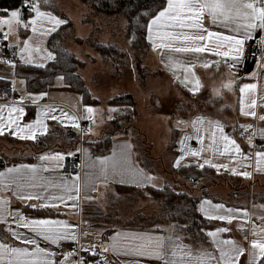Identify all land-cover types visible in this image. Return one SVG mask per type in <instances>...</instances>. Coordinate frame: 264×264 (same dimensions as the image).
I'll use <instances>...</instances> for the list:
<instances>
[{
    "label": "crops",
    "instance_id": "crops-1",
    "mask_svg": "<svg viewBox=\"0 0 264 264\" xmlns=\"http://www.w3.org/2000/svg\"><path fill=\"white\" fill-rule=\"evenodd\" d=\"M44 1L45 0H39V2H42L44 7L41 10L50 11L53 13L51 8L43 4ZM79 2V8L81 10L80 20L82 21V17L88 11V8L81 2V0H79ZM50 3L52 7L54 4H52L51 0ZM53 14L56 15L55 13ZM4 15H7V13H0V16ZM71 20L73 22L74 28L76 29L75 21H73L72 18ZM20 30L21 27H15L13 22V31L8 35L7 40H4L3 35L0 34V37L5 41V43L17 50L19 57L20 53L17 45L22 46L20 42L33 35L30 28L27 29L25 33H21ZM215 30L229 33L228 29H224L222 27H218ZM3 32H8L7 25L0 29V33ZM75 36L80 37L78 35ZM254 36L255 38L262 37L264 36V31L257 30ZM48 37L49 36L35 38L33 40V45H39L48 51H51L47 43ZM149 44L150 52L147 55L146 62L153 63V67H155L154 75L159 78L160 83L157 91H159V93L161 92L160 95H155L153 97L154 102L159 101V99L162 98V91L167 88V86H173L179 93H181V96L177 97L181 99H178L179 101L177 100L179 105L178 112L173 113L172 116H169V127L170 130H172L173 137L172 141H170L168 144L166 155L164 156L155 155L153 152H151L149 143L146 141L144 143L143 141L141 142L144 147H139L137 140L135 141L133 138L132 131L122 132L114 135L109 152L105 154L95 153L93 151V143L101 139L106 133L104 130L100 131V129H102V124H100L99 121V112L101 113L102 111L100 108H98L100 100L97 97H95L98 100L96 104L85 103L82 92L65 83L64 79L61 80V76H57L55 81L46 90L30 91L27 87V79L21 73L22 67L27 65H38L41 64L42 61H45L44 64L52 61L42 60L41 57L43 53H34V62L32 64H26L24 61H22V64L17 65L15 63L16 66L12 67L6 64L4 61H0V79H4L10 83V92L4 93V95L0 97V105L12 104L15 102L20 106H23L25 108V116L23 117L21 123H30L36 118L40 109L44 108L45 106H53L56 108L55 114L57 116H59L60 110H63L69 113V115H75L78 118L79 124V127H74L69 122L61 123L59 120H46V123L48 124V132L46 134L38 135L36 140L45 139L49 143V148L36 155L33 161L8 162L4 167L0 168V172L6 173L8 168L18 167L21 164L37 165L38 177L42 176L53 184H59L62 177H69L64 175V168L67 167L70 156L67 155V152H65L63 148L55 149L53 147H65L68 145V143H70L69 134L67 132L69 129L75 131L79 138V144L74 152H78L80 150L81 142L83 144L82 166L78 172L80 177L79 182L81 185V193L80 199L77 201V207L65 208L63 205H61L59 211L53 209L57 212L56 215L32 217L26 214L22 207V204H28V202L19 200L12 190L14 186L5 188L3 185H0V197L7 198L10 201L8 207L12 211L18 210L22 214L26 215L29 219H59L67 221L69 224L73 225V230L77 233L78 242L82 250L89 248L91 245H95V255H93L92 251L85 252L83 250L87 254V257L83 258L88 262V264H91L98 255L104 256V262L106 260L107 264H137V262H139V264H164L163 260H158L152 257H142L131 253L126 254L123 251H113L110 245L112 243V237L116 236L117 233L121 234V239H123L124 236L131 234H148L152 236H164L166 238L171 237V240L167 241V243L171 244L175 242L180 244L184 251H190L192 253V257L197 256L200 252L208 251L214 254L217 259L219 258V250L216 247V243L212 237L208 236L211 244L210 248H194L185 241L179 229L172 225L166 228H140L126 226L124 224L119 225L111 221L106 215L107 212L105 213V210L108 208L107 204L109 202V195L115 191L117 186L125 185L143 187L152 185L138 184L129 172H124L123 174H111V170L107 180H103L102 178L95 179V177L99 176L100 160L105 157L109 158V165H111L112 160H115L121 164L123 168L133 170L140 169L144 174L154 176L156 179L153 181V183L158 188L163 187L167 182L171 184L181 183L183 186H186V188L190 189V191H192L194 194L200 195L202 189L205 187V185H207L204 194L200 196L198 207L201 200L209 199L213 202V204L223 203L226 208L237 207L241 209H247V211L252 214L251 221L245 225V227L248 229L252 227V222L260 224L261 221L259 217L264 216V207H262L264 206V191L263 193L262 191H257V188H262L259 186V179L264 178V170L258 171L256 169L254 155L257 150L264 148V137H262L257 131L258 129L264 128V121L259 120V116L264 115V99H262V97H264V69L259 67L257 63L246 68L236 67L235 69H230L224 62V58L216 57L212 53L201 54L199 60H195L193 57L186 54H172L174 60L187 61L192 59L195 63V74L199 78L202 87L198 92L193 93L190 90L193 85L188 84L186 86L183 82L185 77L184 70L182 68L172 69L168 66V51L164 50V54L162 56L161 51L151 47L150 41ZM205 60L210 62L208 67L203 66ZM216 60L220 61L218 65L211 63L212 61ZM262 63H264V61H262ZM253 72L257 73L256 77L251 75ZM228 80L234 81L232 88H222V83H226ZM244 83L258 84L256 95V117L244 116L239 110L240 93L238 89ZM214 89H219V94H217ZM41 92H46L48 95L43 99L38 100L36 103H32L30 99H27L29 94L35 97ZM21 97H25V99L21 101ZM199 98H204L206 101H209L211 104H213L214 111H204L199 109L196 104V101ZM86 107H92L96 109V112L91 120L86 119L88 115L85 111ZM116 107L117 106L112 105L110 109H116ZM216 107L220 109L219 112L216 110ZM113 113L114 111H105L102 120L107 119L106 122H108V120L113 117ZM4 114L7 116L6 110ZM199 117H203L204 122L202 124L193 126V122ZM209 120L219 121L224 126L225 132L237 140L245 154L252 156L251 161L243 162V165L250 164L251 166L245 167L242 165L237 168L238 171L246 170L252 173L250 177L235 175L229 169L236 166V162L229 160L225 156L213 153L211 131L209 130L211 126L207 123ZM181 121L184 123H179ZM92 124H94L93 127H91ZM95 124L97 125V131L95 130ZM249 124L252 125L251 129L245 130V128L241 127L242 125ZM89 128H91L90 134L86 133L89 132ZM197 128L200 129L199 136L203 138L202 144L200 139L197 138ZM254 132H256L255 135H253ZM249 136H253L251 145L248 144ZM186 137H188V139H185ZM0 138H5L11 141H19L20 143L33 142L32 140H21L17 137L9 135L7 132L0 136ZM174 140L176 141V146L173 147V150H171L169 145ZM181 141H183V143H181ZM201 148H203L204 151L201 153L200 157L186 155L185 151H182V149L192 150ZM57 152L65 154V159L63 161L64 166L62 168H57L54 161H41L40 159L42 155H54ZM141 154H144L148 157V160H146L148 166H145L139 160L138 156ZM181 156H184V159L181 160L180 167L177 168L175 166L176 160ZM205 158L211 159L213 163L229 164V169H220L219 172L233 174L232 179L230 181L222 179L215 182H208L207 184L203 181L196 182L192 185L186 183V179L183 178L180 172L182 169L181 167H184L185 171L188 172L190 176L194 177L198 173L205 172L207 169L205 167H209L208 165H205V167L201 169L198 166L199 163H203ZM76 175L77 174L70 175V177L74 178ZM93 187L95 190H92ZM35 190L42 191V189ZM61 191L62 189L60 188L49 187L46 195H59ZM88 196H91L92 199H88ZM68 203L71 205L72 202L69 201ZM219 222L222 223V225L219 227H230L232 229L230 232L221 233L219 236L220 240L233 239L237 241V243L242 244L244 247H249V241L252 237L249 235L248 240H245L244 233L238 229L236 221H233L231 225L227 224V222ZM0 226L3 227V225ZM12 227L17 229L22 238L25 236L28 238H33L35 236V234L29 229L22 227L18 228L15 224H13ZM216 228L207 229L205 232L208 233L209 231H214ZM109 230L110 232L107 234ZM4 231L6 234L3 235H6V237H0V243L16 247H28L30 250L35 247V245H24L22 240H17L5 228ZM35 238L42 248H48L49 251L56 253L54 258L57 261L64 259V253L61 251L63 245L76 242L66 240L62 241L59 245H54L49 241H45L41 237ZM105 247L109 248L107 252L103 251V248ZM167 251L171 253L172 249L169 247ZM166 259L179 260L180 257H172L169 255L166 257ZM183 259L188 260L190 257L185 256ZM75 260L77 259L70 257L69 264H72V262ZM241 260L242 264H244V262L247 260V254H245ZM4 264H6V260Z\"/></svg>",
    "mask_w": 264,
    "mask_h": 264
},
{
    "label": "snow or ice",
    "instance_id": "snow-or-ice-1",
    "mask_svg": "<svg viewBox=\"0 0 264 264\" xmlns=\"http://www.w3.org/2000/svg\"><path fill=\"white\" fill-rule=\"evenodd\" d=\"M23 5L27 8L31 5V10L34 15L31 18L22 17L21 9L5 10L7 15L0 16V29L3 26H8V32L0 33L3 39L7 40L8 35L13 31V22L15 27L31 30L32 36L21 41L22 46L19 48L20 59L26 64L34 62V53H43L42 60H55L56 56L52 51H48L42 46H34L33 40L37 37H46L51 33L56 32L61 25L68 23L66 19H62L54 15L50 11H42L39 0H22ZM218 27L228 29L229 33L215 30ZM257 30L264 31V0H166V5L162 4L160 9L151 15L146 22L147 40L151 42V47L161 51L162 56L164 50L168 51V66L172 69L182 68L185 72L184 83L187 86L192 84L190 89L193 93L198 92L202 87L199 78L195 74V63L192 59L187 61L174 60L172 54H186L199 60L201 54L212 53L216 57L224 58V62L230 69H235L237 65L245 58V44L249 40L255 38L254 34ZM10 45H6L9 47ZM260 47L264 48V36L260 37ZM264 56L260 61H257L259 67L264 69ZM6 64L15 67V63L11 59L4 61ZM209 61L205 60L203 66L208 67ZM218 65L219 60L212 61ZM37 67H44V64H38ZM257 76L256 72L251 74ZM179 78V77H178ZM62 80L63 77H60ZM234 81L228 80L222 83L221 87L231 89ZM257 83H244L239 87L240 93V112L244 116L256 117V95ZM219 94V89H214ZM48 94L41 92L38 96L33 97L28 95L32 103L43 99ZM25 97H21L23 101ZM264 99V97H262ZM5 110L7 116H5ZM86 119L91 120L96 112L92 107H86ZM110 111H119V109H110ZM56 108L53 106H45L40 109L36 118L30 123H21L25 116V108L17 103L0 105V136L6 132L21 140L35 141L38 135L48 132V124L46 120H59L61 123L69 122L74 127H79L78 118L75 115L60 110L59 116L56 114ZM259 120L264 121V115L259 116ZM203 117H199L193 122V126L202 124ZM179 123H184L183 121ZM211 127L212 151L214 154L225 156L229 160L236 162V166L229 169V164L213 163L211 159L205 158L203 163L198 166L203 169L205 165L220 169H229L235 175L250 177L252 173L243 170L238 171L237 168L243 165L244 161H251L252 156L246 155L240 144L232 136L225 132L224 126L219 121L207 122ZM241 127L251 129L252 125H242ZM91 131V128L88 129ZM264 137V128L257 130ZM200 129L197 128V138L201 144L203 138L199 136ZM256 132L253 133L255 135ZM185 139H188L186 137ZM253 136L248 137V144L251 145ZM183 143V141H181ZM186 155L200 157L204 151L201 149H182ZM68 156L74 153H67ZM256 169L264 170V148L257 150L255 153ZM41 161H54L57 168H62L65 154L57 152L54 155H42ZM181 156L176 160L175 166L180 167ZM245 167L251 166L243 165ZM123 174L129 172L138 184H151L156 187L153 181L154 176L144 174L140 169H126L121 164L112 160L109 165V158L105 157L100 160L99 176L95 179L107 180L109 174ZM37 165H24L8 168L7 172H0V185L5 188L14 186L12 189L14 194L20 201H27L28 207L32 209L50 208L59 211L60 206L65 208L77 207V201L80 199L81 185L80 177L77 174L73 177H62L59 184H53L46 178L37 175ZM123 182V181H121ZM49 187L62 189L59 195L47 194ZM35 189H42L36 191ZM92 190H95L94 187ZM92 199L91 196L87 197ZM36 201V202H33ZM72 202L69 205L68 202ZM10 201L7 198L0 197V225L17 240H22L24 245H35L31 250L28 247H16L8 244L0 243V264H69V258L75 255V252L64 253V259L57 261L54 257L55 252L49 251L48 248H42L35 237H41L51 244L59 245L62 241L71 240L78 242L76 231L73 230V225L67 221L50 218H32L29 219L21 212L12 211L8 205ZM264 207V206H262ZM199 212L203 213L204 217L209 220L223 221L231 225L233 221L237 222L238 229L244 233V239L249 241V247L246 248L242 244L237 243L233 239L220 240L221 233L230 232V227H217L214 231H209L207 235L212 237L219 250V258L208 252H200L197 256L192 257L190 251H184L180 244L175 242L169 244L167 241L171 237L152 236L148 234H131L124 236L121 239V234L117 233L112 237L110 247L113 251H123L126 254H134L142 257H152L158 260H163L164 264H242L241 258L247 254V260L244 264H264V216H260V224L252 222L250 229L245 225L251 221L252 214L247 209L237 207H227L223 203L213 204L209 199H203L199 205ZM15 224L18 228L22 227L29 229L35 234L33 238L27 236L21 237L20 233L12 225ZM172 251L169 253L168 248ZM85 252L92 251L95 255V245L83 249ZM109 250L108 247L103 248L104 252ZM179 256L180 259H166ZM190 257L184 260L183 257ZM72 264H88L81 257L72 262ZM104 264H107L105 260ZM139 264V262H137Z\"/></svg>",
    "mask_w": 264,
    "mask_h": 264
},
{
    "label": "trees",
    "instance_id": "trees-1",
    "mask_svg": "<svg viewBox=\"0 0 264 264\" xmlns=\"http://www.w3.org/2000/svg\"><path fill=\"white\" fill-rule=\"evenodd\" d=\"M85 4L91 15L85 16L84 21L94 25V31L87 38L77 37L74 34V25L71 18L63 13L61 18L68 21L67 24L61 25L56 32L49 35L47 43L48 47L55 54L56 59L46 64L44 67L37 65H27L22 67L21 73L27 79V87L30 91L46 90L57 76L63 77L65 83L71 87L78 89L83 94L85 103L96 104L97 98L93 97L91 91L86 85L85 79L78 73V68L83 62L76 56L75 53L68 50L65 42L70 36L74 35V39L80 43H85L98 51L104 60L114 63L117 67H131L139 73L146 68L144 64L147 55L150 52V44L147 40L146 22L151 15L156 13L162 4H166V0H81ZM44 5L51 8L50 0H45ZM19 8L22 11V17L31 18L33 15L31 5L27 8L22 3V0H0V13H5V10ZM54 12L59 13L55 8ZM96 16V17H95ZM96 18H104L107 20L108 30L102 29V21ZM124 24L121 25V22ZM119 32L128 42V47L124 48L119 42V39H111ZM120 30V31H119ZM21 33H25L27 29L21 27ZM118 33V34H119ZM117 36V37H120ZM107 40H103L106 39ZM10 83L4 79H0V97L4 93L10 92ZM111 106H117L113 113V117L107 122V130L105 135L93 143V151L97 154H105L110 151L112 138L114 135L122 132H133L134 140H138V134L135 133L134 121L138 116L137 103L133 94L122 93L113 96L107 101ZM69 140L65 147H53L62 149L65 152L73 153L79 144V138L75 131L69 129ZM14 141V140H13ZM20 143L19 141H14ZM23 147L18 148V153L10 157L6 154H0V168L6 163L12 161H33L35 156L40 154L48 147V141L38 139L33 142H21ZM176 146L174 140L169 148L173 150ZM141 163L148 166L147 156L141 154L138 156ZM181 174L186 183L195 184L196 182H215L218 180H231L233 174L219 172L215 168H207L205 172L198 173L196 176H190L181 167ZM205 185V184H204ZM206 186L202 189L200 195L194 194L188 188H182L179 183L167 182L163 187H134V186H117L115 191L109 195L110 202H115L122 197V194L138 193L142 196H151L160 202L163 214L160 216L145 215L143 213L134 217L137 224H124L126 226L150 228L159 227L166 228L175 226L181 232L182 237L194 248H210L211 244L208 238L207 229L216 228L222 225L219 221L209 220L199 212V199L206 190ZM109 202V203H110ZM111 204V203H110ZM26 214L32 217H42L47 215H56L57 212L50 208L32 209L28 204H22ZM107 215V214H106ZM151 220V221H150ZM120 225V224H119ZM110 230L107 232L109 234ZM4 228L0 226V237L5 238Z\"/></svg>",
    "mask_w": 264,
    "mask_h": 264
},
{
    "label": "rangeland",
    "instance_id": "rangeland-1",
    "mask_svg": "<svg viewBox=\"0 0 264 264\" xmlns=\"http://www.w3.org/2000/svg\"><path fill=\"white\" fill-rule=\"evenodd\" d=\"M51 1L52 4H54L51 9L55 8L59 11V13L54 11L53 13L60 18V14L65 13L75 21V35L83 38H87L91 35L94 31V25L85 22L84 17L91 15L94 18V15L93 13H90L88 9L81 21L79 0ZM39 3L41 9H43L42 2ZM96 19L102 21V29L108 30L106 19ZM122 24H124L123 21L121 22V25ZM118 33L119 32L116 30V34L113 36L114 38L111 39H119V42L123 47L127 48L128 42L124 37L120 36V33ZM103 40H107V38ZM65 46L83 61V64L79 66L77 71L85 79L86 85L92 95L100 100L98 106L102 111L101 113L99 112V121L100 124H102V129H100V131L104 130L106 132L107 130V119L102 120V118L105 111L110 110L111 108V105L107 102L109 98L116 94L131 93L136 99L138 110V117L134 121L135 133L138 134L137 144L139 147H144L141 142L143 141L144 143L146 141L149 143L151 152L155 155H166L168 144L172 141L173 137L172 130H170L169 127V116L178 112L179 105L177 100L181 99L177 97H180L181 93H179L173 86H167V88L162 91V98L159 99V101L154 102L153 97L155 95H160L161 92L159 93V91H157L160 83L159 78L154 75L155 67H153L152 62H146L145 60L144 64H146L147 69L139 73L136 69L134 70L131 67H117L114 63L104 60L98 51L85 43L76 41L74 35L69 37L65 42ZM44 62L45 61H42L43 64ZM196 102L199 109L204 111H214L213 104L206 101L204 98H199ZM216 110L218 112L220 111L217 107ZM93 126L94 124L91 125V127ZM95 130L97 131V125L95 126ZM86 133L90 134L91 131ZM19 147L21 148L23 145L5 138H0L1 155L7 153L8 156L13 157L14 154L18 153ZM173 184L174 183L171 185ZM179 184L183 189L186 188V186H183L181 183ZM259 186L262 188H257V191H262L263 193L264 178L259 179ZM122 195L123 196L115 202H110L111 200H109L111 204L108 202V208L105 210L108 218L116 224H137L138 221H136L134 217H137V215L141 213L147 216L152 215L154 217L163 214L160 202L151 196H142L135 192Z\"/></svg>",
    "mask_w": 264,
    "mask_h": 264
},
{
    "label": "built area",
    "instance_id": "built-area-1",
    "mask_svg": "<svg viewBox=\"0 0 264 264\" xmlns=\"http://www.w3.org/2000/svg\"><path fill=\"white\" fill-rule=\"evenodd\" d=\"M8 45L0 37V61H5L6 59H11L17 65L22 64V60L18 56L17 50L12 47H6ZM264 56V48L260 47V37L249 40L245 44V58L237 65L239 68H246L248 66L254 65L257 61H260L261 57ZM81 142V141H80ZM82 151L83 144H80V150L78 152H73L74 155L70 156L67 167L64 168V175L70 176L78 174L82 166ZM62 253L75 252L76 254L72 257L77 260L81 257H87V254L81 249L79 242H72L63 245L61 249ZM104 256L98 255L96 259L91 264H103Z\"/></svg>",
    "mask_w": 264,
    "mask_h": 264
}]
</instances>
